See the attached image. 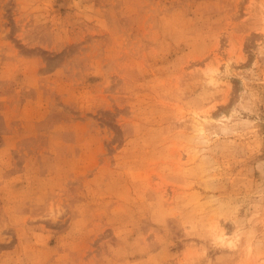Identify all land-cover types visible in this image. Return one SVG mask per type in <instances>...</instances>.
Wrapping results in <instances>:
<instances>
[{
  "label": "rangeland",
  "instance_id": "obj_1",
  "mask_svg": "<svg viewBox=\"0 0 264 264\" xmlns=\"http://www.w3.org/2000/svg\"><path fill=\"white\" fill-rule=\"evenodd\" d=\"M0 264H264V0H0Z\"/></svg>",
  "mask_w": 264,
  "mask_h": 264
}]
</instances>
